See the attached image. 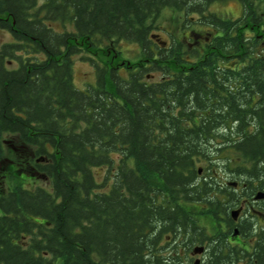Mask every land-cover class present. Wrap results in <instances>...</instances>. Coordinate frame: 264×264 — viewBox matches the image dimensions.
Wrapping results in <instances>:
<instances>
[{
	"label": "trees",
	"instance_id": "1",
	"mask_svg": "<svg viewBox=\"0 0 264 264\" xmlns=\"http://www.w3.org/2000/svg\"><path fill=\"white\" fill-rule=\"evenodd\" d=\"M214 1L0 0L12 37L0 48V135L19 141L2 159L18 181L2 173L0 264H172L155 248L161 232L194 235L188 205L221 215L212 142L242 190L264 186V0H237L234 19ZM164 8L208 29L151 38ZM120 41L140 48L127 76L95 65L94 83L76 87L78 43Z\"/></svg>",
	"mask_w": 264,
	"mask_h": 264
},
{
	"label": "flooded vegetation",
	"instance_id": "2",
	"mask_svg": "<svg viewBox=\"0 0 264 264\" xmlns=\"http://www.w3.org/2000/svg\"><path fill=\"white\" fill-rule=\"evenodd\" d=\"M197 24L202 23L199 20ZM242 187L238 180L225 179L221 184V215L214 220L202 206L199 215L195 212L192 216L197 232L192 235L175 226L165 229L156 242L157 252L172 264H212V252L218 249V264H264V196L255 198L259 191L264 194V186L256 179L253 189ZM204 216L211 219L209 224L202 221Z\"/></svg>",
	"mask_w": 264,
	"mask_h": 264
},
{
	"label": "rangeland",
	"instance_id": "3",
	"mask_svg": "<svg viewBox=\"0 0 264 264\" xmlns=\"http://www.w3.org/2000/svg\"><path fill=\"white\" fill-rule=\"evenodd\" d=\"M209 10L216 12L217 14L223 16L224 18L234 19L242 14V8L241 4L237 0H224V1H214L209 4L208 6ZM199 18L195 13H184L180 12L171 8H164L159 18L156 21V25L158 26V29L153 30L152 34H157L161 39L167 40L168 33L175 38H184L183 36L189 35L190 32H193V30L197 29H204L205 31L208 29V25L205 24H197V21L199 23ZM196 21V22H195ZM59 27V26H55ZM181 27V29H180ZM210 28V27H209ZM10 33L0 28V48L3 45V43L11 40ZM81 47V50L77 55L73 57L72 60V68H73V83L76 87L81 88L84 87L86 84H93L95 79V65L97 67H103V66H113L116 67L119 70L120 76H127V73L129 70L133 69V65L136 64V62L141 59L140 54V48L138 45L134 42L129 41H120L117 47L112 46L111 48H104L101 47L100 49H97L92 46H88L87 44L78 43ZM87 57H89L92 61H90ZM7 60H10L9 58ZM16 64L9 63V66L14 67ZM155 79L158 78L160 75L159 72L155 73ZM147 73H151V71H148ZM217 141H220V139L217 138ZM18 139L15 136L11 135H0V174L5 171V174L7 177H10L8 180L18 181L17 176L15 177V172L13 170H10L7 168V165L9 163L8 160H2L4 157H9L16 159L18 154ZM211 146H214L211 148L210 158H214V162L217 163V166L214 167V169L217 170L219 173L218 179L220 181H224L225 179L227 181H235L236 180V174L232 175V167L231 169H228L227 167H224V155L221 153H227L228 155V149L225 148L223 152L220 150L217 152L215 148L219 146V144L215 145L214 142H212ZM230 154V153H229ZM226 155V154H225ZM202 166V165H201ZM103 173V170L100 168H97L95 170V177L97 180H101V175ZM0 175V186L2 185L1 180H3L4 176ZM18 175V174H16ZM236 176V177H235ZM7 177L5 179H7ZM14 178V179H13ZM228 178V179H227ZM29 184H46L45 180L43 178H38L37 180H31L26 179L25 185ZM190 208L192 212H196L197 215H199V207H191V205L187 206ZM205 217V218H204ZM202 218V221L204 224L210 223L211 219L204 216Z\"/></svg>",
	"mask_w": 264,
	"mask_h": 264
},
{
	"label": "water",
	"instance_id": "4",
	"mask_svg": "<svg viewBox=\"0 0 264 264\" xmlns=\"http://www.w3.org/2000/svg\"><path fill=\"white\" fill-rule=\"evenodd\" d=\"M157 36V34H151V38H155ZM162 43V42H161ZM198 172H200V170H198ZM264 196V194L262 193V192H257V194L255 195V198L256 199H258V198H261V197H263ZM236 213H234V215H235ZM201 248V247H200Z\"/></svg>",
	"mask_w": 264,
	"mask_h": 264
},
{
	"label": "bare ground",
	"instance_id": "5",
	"mask_svg": "<svg viewBox=\"0 0 264 264\" xmlns=\"http://www.w3.org/2000/svg\"><path fill=\"white\" fill-rule=\"evenodd\" d=\"M233 119V118H232ZM231 120V119H230ZM260 160H262V159H260ZM258 161V160H257ZM263 166V165H262ZM248 170H250L251 171V169H248ZM247 173V172H246ZM262 174V173H261ZM244 175H245V173H244ZM249 176V175H248ZM260 177H261V175H259ZM255 178V177H254ZM247 180H248V178H247ZM207 184H208V182H207ZM211 184V183H210ZM198 185V184H197ZM203 185V184H202ZM206 190H210V189H206ZM207 192H209V191H207ZM213 192V191H212ZM211 193V192H210ZM209 194V193H208ZM204 195V194H203ZM206 195V194H205ZM210 195V194H209ZM212 195V194H211ZM208 198V197H207Z\"/></svg>",
	"mask_w": 264,
	"mask_h": 264
}]
</instances>
